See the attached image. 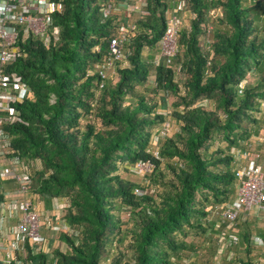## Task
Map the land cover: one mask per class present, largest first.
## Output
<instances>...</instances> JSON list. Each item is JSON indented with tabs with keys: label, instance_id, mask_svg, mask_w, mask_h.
Masks as SVG:
<instances>
[{
	"label": "trees",
	"instance_id": "1",
	"mask_svg": "<svg viewBox=\"0 0 264 264\" xmlns=\"http://www.w3.org/2000/svg\"><path fill=\"white\" fill-rule=\"evenodd\" d=\"M52 1L62 7L52 18L56 43L29 38L6 67L28 88L3 130L25 163L41 164L31 170V190L47 206L53 198L70 204L57 232L65 251L26 245V259L264 264L253 250L256 241L264 247V213L233 227L219 216L236 199L234 152L264 134V0H145L140 19L122 0ZM178 8L190 18L168 67L158 45L168 11ZM125 23L136 28L124 59L106 70L109 40ZM252 71L261 77L251 86ZM168 117L176 130L160 137ZM145 161L150 172L132 170ZM222 231L238 240L224 256L214 239ZM200 238L215 243L212 261L202 258Z\"/></svg>",
	"mask_w": 264,
	"mask_h": 264
},
{
	"label": "built area",
	"instance_id": "2",
	"mask_svg": "<svg viewBox=\"0 0 264 264\" xmlns=\"http://www.w3.org/2000/svg\"><path fill=\"white\" fill-rule=\"evenodd\" d=\"M144 3L145 0H122L121 6L140 19L145 16ZM61 8L52 0H0V183L10 182L14 186L8 189L0 184V252L3 256L0 264H36L26 259V245L35 251L40 250L47 242L44 232L57 233L65 228L63 217L69 201L53 198L51 209L41 207L39 196L31 190L30 176L33 168L41 169V164L39 161L25 163L3 130L16 120L15 105L22 104L28 95V88L20 77L8 72L6 67L21 56L18 44H24L29 38L45 46L56 43L59 28L52 18ZM180 10L167 14L166 30L158 45L159 58L168 67L177 59L181 26L177 15ZM135 28L134 23L122 24L109 40L106 70H112L115 62L124 59L126 41ZM105 74L99 72L102 78ZM175 130L168 117L161 127L160 137L170 136ZM153 155L157 157V152L154 151ZM233 156L241 163L236 172V199L219 214L229 227L235 226L239 220H248L253 214L264 213V134L247 143L243 150L235 151ZM152 167L150 161H145L137 163L132 170L144 176ZM139 191L136 189L135 193ZM214 239L220 246L238 243L235 236L225 231ZM215 264L223 263L218 261Z\"/></svg>",
	"mask_w": 264,
	"mask_h": 264
},
{
	"label": "rangeland",
	"instance_id": "3",
	"mask_svg": "<svg viewBox=\"0 0 264 264\" xmlns=\"http://www.w3.org/2000/svg\"><path fill=\"white\" fill-rule=\"evenodd\" d=\"M169 13H171L170 11H168ZM168 14V13H167ZM177 16H179L178 17V19H179V23H180V25L182 26H184V25H186V26H188V20H189V14L187 13H185V14H183V15H177ZM260 77H261V75H260V73L258 72V71H252V72H249L248 74H247V78H246V82H245V84H247V85H255V84H257L258 82H259V80H260ZM222 146H225V144H223ZM34 169V168H33ZM32 169V170H33ZM35 170H37V169H35ZM34 170V171H35ZM34 171H32L33 173H34ZM131 178L133 179V180H135V178L133 177V176H131ZM254 220V219H253ZM252 222H254V221H252ZM264 224V223H263ZM260 226H262V224H260V222H259V225L256 227L257 228V230H258V232L259 231H261V233L263 232V230H262V228L260 227ZM264 226V225H263ZM264 233V232H263ZM43 235H44V233H43ZM47 237V236H46ZM212 237V236H211ZM205 238V237H204ZM204 238H200L199 240L198 239H194L195 240V242L197 243L196 245H197V248L198 249H202L203 251H204V255H203V257L202 258H209L211 261H212V257L214 256V254L216 253V245H215V243L212 241V239H211V241H209V240H207V241H205L204 243H203V239ZM56 240H54V244H55V242H58V246L56 247V248H60V249H62L63 251H65V249H66V246L64 245V244H62L59 240H58V238H57V235H56V238H55ZM257 243L256 244H258L257 246L258 247H254L253 248V250H254V254L258 257V258H260V260H262L263 261V258H264V247H261V243L259 242V241H256ZM52 246H53V244L51 245V244H49L48 245V243L46 244H44L43 246H41V248H40V250H45L46 251V253H47V250H48V253H50V252H52L54 249L52 248ZM51 249H53V250H51ZM222 249H223V256L225 255V253H229L230 254V252H232V253H234L233 251L235 250H233V249H230V248H228V246H226V247H224V246H222ZM238 251V250H237ZM239 252V251H238ZM203 254V253H202ZM239 254H241V253H239Z\"/></svg>",
	"mask_w": 264,
	"mask_h": 264
},
{
	"label": "crops",
	"instance_id": "4",
	"mask_svg": "<svg viewBox=\"0 0 264 264\" xmlns=\"http://www.w3.org/2000/svg\"><path fill=\"white\" fill-rule=\"evenodd\" d=\"M39 201H40V205H41L42 208H44L46 210L51 209V207H52V203L51 202H50V205L47 206V205H45V203L42 200H40V198H39ZM44 235H45V237L47 236L46 237L47 238V242H45V243L46 244L48 243V245L49 244H51V245L53 244L52 248L55 249L58 246V242H55V244H54V240H56L55 238H56L57 233H54V232H49V233L48 232H44ZM223 246L226 247V246H228V244L223 245ZM53 249H51V250H53ZM219 250H221V253H223L222 246L219 247ZM42 251L43 252H46L44 249ZM47 253H48V250H47ZM2 257L3 256H2V254L0 252V263H1Z\"/></svg>",
	"mask_w": 264,
	"mask_h": 264
},
{
	"label": "bare ground",
	"instance_id": "5",
	"mask_svg": "<svg viewBox=\"0 0 264 264\" xmlns=\"http://www.w3.org/2000/svg\"><path fill=\"white\" fill-rule=\"evenodd\" d=\"M102 78V77H101ZM261 135V134H260ZM263 220V219H262ZM234 248V247H233ZM226 254V253H225Z\"/></svg>",
	"mask_w": 264,
	"mask_h": 264
}]
</instances>
